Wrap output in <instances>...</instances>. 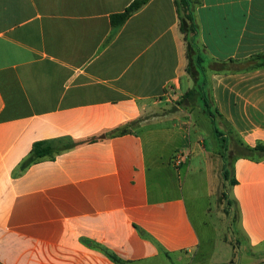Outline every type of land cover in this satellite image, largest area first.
<instances>
[{"label": "crops", "instance_id": "1", "mask_svg": "<svg viewBox=\"0 0 264 264\" xmlns=\"http://www.w3.org/2000/svg\"><path fill=\"white\" fill-rule=\"evenodd\" d=\"M135 1L0 0V264H221L212 205L181 179L204 173L215 196L213 152L177 106L195 85L181 21L222 121L255 147L264 67L208 65L264 55V0H146L120 24ZM37 143L55 153L26 165ZM233 178L244 264H264V159L237 158Z\"/></svg>", "mask_w": 264, "mask_h": 264}, {"label": "rangeland", "instance_id": "2", "mask_svg": "<svg viewBox=\"0 0 264 264\" xmlns=\"http://www.w3.org/2000/svg\"><path fill=\"white\" fill-rule=\"evenodd\" d=\"M205 79L206 81L204 82L208 83V78ZM177 106H179L186 113H193L192 116L194 115L193 121L194 124H196V128L204 131V145L210 147L213 152L212 158L214 168L211 177L214 183V197L210 200L207 198V187L206 184H204L205 177L203 178L204 173L191 176V178H184L181 176L184 184L187 183L188 179V182L194 183V187L198 190L199 197H201L200 203L204 208H207L210 203L212 205V215H208V219L212 221V226L215 229L216 247L214 248L212 255H210L211 262L221 264H244L246 258L251 255L247 253L245 239L239 230L238 224L234 220L235 208L230 206L228 199H226L225 196L226 194L227 197L229 196L230 185L233 177L230 176V171H232L231 167L234 161V159L231 158L232 153H234L232 149L233 146H231V140L227 137L228 135H231L233 138L236 137L232 135L229 128L220 119L214 123L208 114L205 113V108L202 104L194 105L191 104L188 99L185 101L183 98ZM187 117V120H189L190 117ZM183 122L184 128H188L190 126L189 122ZM216 126H218L220 131L225 134L221 136L217 133ZM193 131L191 133L192 142L195 140ZM239 141L241 140L239 139ZM166 150L168 152L169 148H166ZM178 154L185 155L183 151H180ZM194 161H196V158H194ZM199 227L202 230L204 229V225L202 223H199ZM225 237L232 244L225 242Z\"/></svg>", "mask_w": 264, "mask_h": 264}, {"label": "trees", "instance_id": "3", "mask_svg": "<svg viewBox=\"0 0 264 264\" xmlns=\"http://www.w3.org/2000/svg\"><path fill=\"white\" fill-rule=\"evenodd\" d=\"M145 2L146 0L135 1L126 10L124 14L119 16V19H120L119 23L120 24L123 23L134 11L139 9ZM177 3H178L179 8L182 7L183 9H186V10H188L189 7L192 6L191 1L189 0H178ZM181 26H182L183 32L186 34V38L188 41L189 63L187 67V72L195 82L194 87L190 89L184 95L183 98L185 101L186 99H188L191 102V104H194V105L202 104L205 108V113L208 114V116L212 119L214 123L217 122L218 119L222 121V118H221L222 116L214 105L213 96H212V87L209 85V82L208 83L204 82L206 81L205 78H207L206 77V73H207L206 67L207 66H205V59L203 58L200 49L198 48V46H196L198 44V41L197 39L194 38L199 31L198 25L195 22L192 15L184 14L182 16ZM262 67H264V55H258L245 62H237L235 60H230L226 62L213 61L208 65V68L216 74L237 73V72H243V71H248V70H254V69H258ZM127 131H128L127 128H123L120 130V133L125 134ZM216 131L221 136L225 134L220 131L218 126H216ZM227 138L231 140V146H233L232 149L234 153H232L231 158L234 159V161L240 157L253 158L257 160L264 159V144H259L255 147H250L246 145L243 141H239L237 137L233 138L231 137V135L230 136L228 135ZM55 150L56 149L52 148L51 146H46L44 143H37L34 145V149H33V153L31 157L26 161L25 164L28 165L38 158H41L47 155H53L55 153ZM231 168H232V171H230V176H233V165ZM235 183L236 181L232 177L231 185ZM225 196H226V199H228V203L230 204V206H233L235 208L234 220L236 223H238L239 211H237L235 205L229 199V196L227 197V194ZM111 257L115 261H117L119 264H126L120 259H117L115 256H111Z\"/></svg>", "mask_w": 264, "mask_h": 264}, {"label": "built area", "instance_id": "4", "mask_svg": "<svg viewBox=\"0 0 264 264\" xmlns=\"http://www.w3.org/2000/svg\"><path fill=\"white\" fill-rule=\"evenodd\" d=\"M185 160V156L183 154H177L175 157V161L177 164H181Z\"/></svg>", "mask_w": 264, "mask_h": 264}]
</instances>
